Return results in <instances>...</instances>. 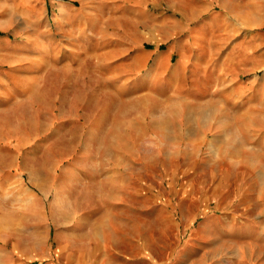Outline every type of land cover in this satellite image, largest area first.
<instances>
[{"label":"rangeland","instance_id":"rangeland-1","mask_svg":"<svg viewBox=\"0 0 264 264\" xmlns=\"http://www.w3.org/2000/svg\"><path fill=\"white\" fill-rule=\"evenodd\" d=\"M127 262L264 264V0H0V264Z\"/></svg>","mask_w":264,"mask_h":264},{"label":"crops","instance_id":"crops-1","mask_svg":"<svg viewBox=\"0 0 264 264\" xmlns=\"http://www.w3.org/2000/svg\"><path fill=\"white\" fill-rule=\"evenodd\" d=\"M183 1H186V0H183ZM188 1V5L190 6H192V7H195V2L197 1V0H187ZM193 4H194V6H193ZM195 11H196V8H195ZM194 16H195V13L193 14ZM191 18H192V15H191ZM123 264H128V262L127 263H123Z\"/></svg>","mask_w":264,"mask_h":264}]
</instances>
